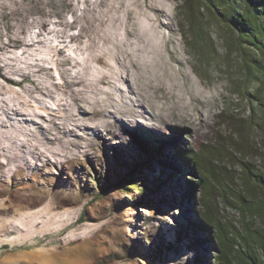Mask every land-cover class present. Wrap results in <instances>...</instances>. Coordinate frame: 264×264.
I'll list each match as a JSON object with an SVG mask.
<instances>
[{"label":"rangeland","instance_id":"obj_1","mask_svg":"<svg viewBox=\"0 0 264 264\" xmlns=\"http://www.w3.org/2000/svg\"><path fill=\"white\" fill-rule=\"evenodd\" d=\"M176 6V0H0V151L28 142L45 157L54 152L40 134L16 130L19 116L43 119L45 126L55 124L65 134L71 131L83 172L78 174L90 192L76 207L55 210L47 201L15 219L0 216V264H171L191 254L193 248L182 245L184 241L175 250L161 246L158 255L149 248L135 252L124 233L141 239L145 247L159 242L170 246L176 227L200 218L205 192L200 185L190 188L189 182L199 180L201 166L189 156L204 143L215 144L216 136L228 135L229 112L249 106L240 99L237 72L224 70L222 41L214 26L223 71L206 81L196 74L199 65L181 35L182 15ZM168 23L171 29H166ZM137 130L178 137L176 158L182 171L167 167L160 152L140 142ZM84 131L90 135L85 137ZM252 140L258 148L264 144L259 130H253ZM116 146L131 162L145 158L150 163L120 171L113 157ZM252 152L246 150L247 160H259ZM233 163L228 167L237 171ZM102 166L103 173L105 166L111 168L112 182L123 176L126 180L98 195L94 176ZM189 189L190 195L182 197ZM158 192L171 193L172 202L155 197ZM209 201L214 207L216 198ZM227 209L221 215L238 217ZM85 211L91 220L81 221ZM148 221L154 227L145 232ZM156 222L164 230L171 228L165 238L153 239ZM211 228V239L199 247L207 257L201 264H219ZM86 237L91 238L87 252Z\"/></svg>","mask_w":264,"mask_h":264},{"label":"trees","instance_id":"obj_2","mask_svg":"<svg viewBox=\"0 0 264 264\" xmlns=\"http://www.w3.org/2000/svg\"><path fill=\"white\" fill-rule=\"evenodd\" d=\"M176 1V8L182 15L181 35L190 48L189 53L199 65L194 68L196 74L206 81L211 73L223 71L211 28L214 26L216 35L222 41L221 60L224 70L237 72L240 99L245 100L249 108L247 113L245 110L230 111L227 117L230 122L228 135L223 138L216 136L215 144L204 143L198 152L189 156L191 163L197 161L201 166L202 175L199 180L195 184L189 182L190 188L200 185L205 192L200 218L192 217L188 222L176 227L172 238L169 239L170 246L169 243L159 242L158 246L150 244L145 247L141 239L130 238L131 236H126L125 233L124 237L135 252L149 248L155 255L161 254V246L175 250L181 241H184L182 245L193 248L191 254H182L180 259L170 263L201 264L207 257L199 253V247L211 239V227H214L219 264H264V144L258 148L256 141H249L253 130H259L261 139L264 140V117L258 118L259 114L264 115V0ZM171 27L170 23L166 25V29ZM166 32L173 40V31ZM54 66L56 67L51 63L52 69ZM45 124L43 119L25 120L23 116H19L14 122L16 130L21 127L31 134L38 133L47 144L55 147L51 156L41 155L39 148L28 142L13 143L0 151L1 217L18 218L24 213L39 209L47 201L51 202L55 210L76 207L77 203L90 195L80 179L83 172L77 165L75 142H72L76 140V135L71 134V131L65 134L67 131L64 132L53 123L55 128ZM89 135L90 133L84 131L85 137ZM96 141L97 146L104 144L103 138ZM90 147L88 149L93 150V146ZM247 147L253 149L254 158L259 160H247ZM115 148L114 162L120 171L139 166L144 161L150 163V160L145 158L131 162L124 156L120 146ZM234 152L241 154V158ZM234 157L238 158V162L231 161ZM107 160L106 163L111 166L112 161L110 162L109 158ZM228 163L236 164L237 171L229 168ZM50 167L55 170H50ZM100 168V175L94 176L98 195L113 187H122L125 176L120 181L112 182L111 168L105 166L106 173L102 171L103 166ZM129 172L134 173V169ZM8 178L9 183L6 182ZM101 180L105 181L104 184L100 183ZM163 183L159 184L158 191H161ZM186 192L182 197L189 196L191 190ZM158 193L154 196L159 199L169 198L164 203L172 202L171 193ZM211 197L216 198L214 207L209 201ZM122 205L124 203L121 201ZM226 207L233 209L238 217L232 219L226 213L221 215ZM80 218L81 221L92 219L87 211L82 212ZM153 223L148 221L144 231L153 228ZM124 226L126 227L125 223ZM155 226L157 229L153 232V239L161 235L164 237L166 232L171 230L160 228L158 222ZM90 239L85 238L86 241ZM85 245L88 247L87 252L90 243L87 241ZM189 258L193 259V262H189Z\"/></svg>","mask_w":264,"mask_h":264},{"label":"bare ground","instance_id":"obj_3","mask_svg":"<svg viewBox=\"0 0 264 264\" xmlns=\"http://www.w3.org/2000/svg\"><path fill=\"white\" fill-rule=\"evenodd\" d=\"M133 132L135 133L136 137H142V140L140 141L141 143L146 144L148 148H154L160 152V155L165 158L164 160L167 167L175 169L177 173L182 171V169L178 167L179 164L176 158V146L179 139L178 137L175 138L168 135L163 137L159 134L139 130Z\"/></svg>","mask_w":264,"mask_h":264},{"label":"water","instance_id":"obj_4","mask_svg":"<svg viewBox=\"0 0 264 264\" xmlns=\"http://www.w3.org/2000/svg\"><path fill=\"white\" fill-rule=\"evenodd\" d=\"M148 206V204H146Z\"/></svg>","mask_w":264,"mask_h":264}]
</instances>
